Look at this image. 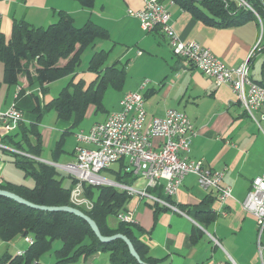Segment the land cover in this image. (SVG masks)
Wrapping results in <instances>:
<instances>
[{
  "label": "crops",
  "instance_id": "1",
  "mask_svg": "<svg viewBox=\"0 0 264 264\" xmlns=\"http://www.w3.org/2000/svg\"><path fill=\"white\" fill-rule=\"evenodd\" d=\"M145 1L95 0L91 8H84L77 0H0V33L5 39L10 37L14 22L23 20L33 26L46 27L57 21L59 11H63L76 27L91 21L105 29L108 37L96 39L88 47L86 57L90 59L98 50L107 51L105 65L116 63L124 72L120 89L108 85L103 92V109L96 110L94 104H89L82 121L73 126V118H58L53 109L44 110L43 106L56 98L70 81H81L85 88L96 80L97 73L88 70L89 59L83 69L79 65L74 74L50 82L44 91L37 82L30 85L6 83L0 62V110L15 104L22 112L19 126L5 132L0 129V141L12 147L2 137L9 136L17 142L24 127L33 124L39 133L41 149L38 157H30L55 166L74 160L76 133L87 132L93 123L118 111L119 101L128 91H139L143 95L148 118L162 117L168 108L183 111L195 130L190 150L185 155L222 170V184L231 187V197L221 205L214 188L200 186L196 176L188 173L170 198L187 216L160 208L152 197L136 194L130 195L123 211L131 214L138 239L162 264H260L255 220L243 210L241 202L247 196L252 179L264 171V133L247 116L230 85H216L211 77L174 55L168 39L158 29L145 31L139 19L129 15L128 10L141 9ZM160 2L171 13L170 23L181 39L209 48L226 65L241 64L257 45L255 18L238 25L215 27L195 18L172 0ZM255 56L254 51L249 74L254 80H260L263 63L258 71L254 67ZM17 86L21 87L19 92ZM108 89L116 91L109 104L105 101ZM37 105L39 111L35 110ZM29 136L32 141L36 139L35 135ZM70 137L72 149L68 151L66 143ZM152 142L157 146L160 139L153 138ZM126 160L123 159L124 163ZM17 169L23 171L14 164L11 151L0 148V181L25 185L26 175L20 178ZM145 183L144 178L137 177L130 185L140 188ZM164 183L162 179L159 184L147 187V191L151 196L165 198ZM220 210H224L225 215L220 214ZM60 246L61 241L55 243L54 240L50 249L33 264H54L55 250ZM27 247L22 235L9 241L0 239V258L3 255L14 258ZM64 264L111 263L108 252L98 251Z\"/></svg>",
  "mask_w": 264,
  "mask_h": 264
},
{
  "label": "trees",
  "instance_id": "2",
  "mask_svg": "<svg viewBox=\"0 0 264 264\" xmlns=\"http://www.w3.org/2000/svg\"><path fill=\"white\" fill-rule=\"evenodd\" d=\"M82 7L91 8L95 0H77ZM188 10L195 18L215 27L238 25L251 18L264 16V7L256 0H250L256 14L234 0H172ZM57 21L46 27L33 26L25 21L13 23L11 35L5 39L0 33V62L3 64V79L8 84L23 82L30 85L37 82L41 91L47 84L66 75L74 74L80 65L83 52L95 43L96 39L107 38L108 33L102 27L86 22L80 27L73 24L72 18L59 11ZM260 47V43H258ZM264 52V45L259 49ZM108 52L95 51L88 62V70L96 72L97 78L84 88L81 81H70L63 87L56 98L45 104L44 110L53 109L58 118L72 119L73 126L79 124L89 104L96 110H102L101 98L109 86L120 89L124 78L123 68L116 63L105 65ZM264 85V62L262 78L256 80ZM39 111V106L35 107ZM21 124V121L18 126ZM30 134L35 135L32 141ZM2 140L13 148L35 157L39 156L41 141L35 125L25 126L21 138L15 142L9 136ZM14 164L31 176L34 186L0 181V188L14 192L36 204L71 205L89 215L97 224L102 235L121 233L128 237L142 263L129 253L122 239L101 242L93 233L89 224L75 214L65 211H44L31 208L8 197L0 196V239L9 241L16 235L30 236L33 239L26 251L14 258L3 255L0 263L33 264L47 252L56 239L61 246L55 250L54 264H64L77 258H87L98 251H106L111 264H162V261L149 254L147 246L136 235V227L131 222L118 219L124 212L130 195L113 185L83 183L84 195L92 201V207L75 206L70 201V191L75 180L70 179V186L63 184L65 176L51 165L30 156L11 152ZM117 169H104L112 174L114 181L131 184L137 176L125 171V163L120 159ZM170 201L171 199L168 198ZM160 208H165L156 204ZM113 217L114 223H110Z\"/></svg>",
  "mask_w": 264,
  "mask_h": 264
},
{
  "label": "built area",
  "instance_id": "3",
  "mask_svg": "<svg viewBox=\"0 0 264 264\" xmlns=\"http://www.w3.org/2000/svg\"><path fill=\"white\" fill-rule=\"evenodd\" d=\"M239 6L253 10L250 0H234ZM264 7V0H256ZM129 15L137 17L142 29H158L168 39L172 53L188 64L193 65L205 75L211 77L216 85L227 83L232 88L247 116L257 129L264 133V85L254 80L250 74V59L261 47L258 44L241 64L226 65L217 58L209 48L193 40H183L174 31L170 23V14L160 0H146L141 9L128 10ZM258 16V14H256ZM259 17V16H258ZM145 83V82H144ZM143 83V84H144ZM21 90L17 86V92ZM120 109L110 113L103 121L95 122L87 132L79 131L75 135L74 160L66 164H55L61 167L75 180L70 191V201L75 206L92 207V201L83 193V183L116 186L129 195L149 196L165 208L187 216L177 204L170 201L181 185L183 177L192 173L200 186L212 187L216 199L222 205L231 197V187L222 184L224 172L206 165L202 159H188L191 138L195 134L193 124L183 111L168 108L164 116L148 118L144 108V97L139 91L124 93L119 101ZM22 120V112L12 104L0 110V129L8 131ZM153 138H159L155 146ZM0 148L30 156L0 141ZM127 159L124 170L142 177L146 183L140 188L119 183L99 174L110 167L113 162ZM164 180L165 198L151 196L147 187L159 184ZM247 196L241 205L245 212L254 217L256 225V248L260 264H264V171L255 176L250 184ZM225 215L224 210L219 211ZM118 219L132 222L131 214L121 212ZM215 243L218 240L212 237ZM31 244L33 239L25 236ZM20 251L19 254H23ZM35 263V262H34Z\"/></svg>",
  "mask_w": 264,
  "mask_h": 264
},
{
  "label": "water",
  "instance_id": "4",
  "mask_svg": "<svg viewBox=\"0 0 264 264\" xmlns=\"http://www.w3.org/2000/svg\"><path fill=\"white\" fill-rule=\"evenodd\" d=\"M0 196H4V197H8L10 199H13L16 202H19L23 205L29 206L31 208L34 209H38V210H44V211H65V212H69L72 214H75V216H79L80 218H82L83 220H85L89 226L91 227L93 233L95 234V236L98 238L99 241L101 242H110L114 239H122L125 244L128 247L129 253H131V255L136 259V261L138 263H142V260L140 259L139 255L137 254L136 250L134 249L131 241L128 239V237H126L125 235L121 234V233H115L112 235H102L97 224L95 223V221L86 213H84L82 210H80L77 207L71 206V205H42V204H36L33 203L29 200H26L25 198L21 197L20 195L11 192L9 190L6 189H2L0 188Z\"/></svg>",
  "mask_w": 264,
  "mask_h": 264
},
{
  "label": "rangeland",
  "instance_id": "5",
  "mask_svg": "<svg viewBox=\"0 0 264 264\" xmlns=\"http://www.w3.org/2000/svg\"><path fill=\"white\" fill-rule=\"evenodd\" d=\"M243 8H246L245 6H242ZM247 9V8H246ZM255 21L257 22V29H258V40H257V44L260 43V47L264 45V16L258 18V16L256 15V18H255ZM89 48H87L83 54H82V62L79 66L80 69H83L85 64L87 63L89 57L87 58L86 57V54L87 52H89ZM264 61V52L263 51H260L258 50L256 52V56H255V59H254V67L260 71L261 69V64L263 63ZM0 67L2 68V64L0 63ZM116 91L115 90H112V89H108L106 90V94H105V101L106 103H112L113 101V95L112 94H115ZM72 140V138L70 137V139L68 140V142L66 143V148L68 149V151H71L72 149V145L70 143V141ZM119 166L118 163H114L110 166L111 169H117ZM56 168L59 170L60 172V176H65L64 177V180H63V184L66 185V186H70V179L68 177H66L67 173L61 168V167H58L56 166ZM17 171L19 172V177L24 179L23 176H24V173L23 171H21L20 169H17ZM99 174L103 177H108V178H112V174H110V172L108 170H101L99 172ZM25 185L29 186V187H32L34 186V181L32 179L31 176H26V181H25ZM110 220L114 221L115 219L113 217H110ZM56 242H60V240H55V243Z\"/></svg>",
  "mask_w": 264,
  "mask_h": 264
}]
</instances>
